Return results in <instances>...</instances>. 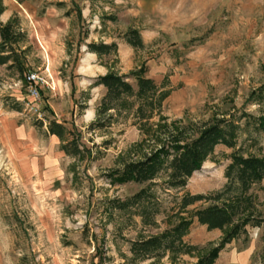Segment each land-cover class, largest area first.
Here are the masks:
<instances>
[{
	"label": "rangeland",
	"instance_id": "1",
	"mask_svg": "<svg viewBox=\"0 0 264 264\" xmlns=\"http://www.w3.org/2000/svg\"><path fill=\"white\" fill-rule=\"evenodd\" d=\"M2 2L0 20H16L15 48L26 69L20 75L8 67L12 60L0 64V264H139L130 242L168 225L177 211L173 197L221 188L235 150L264 157V130L255 127L264 115V95L257 99L264 84V0ZM129 29L139 32L141 47L127 42ZM89 43L115 49L97 54ZM139 69L158 93H167L160 105L139 110L141 102L130 95L129 107L99 118L105 89L94 85L96 77L128 75L136 89L130 74ZM30 72L45 80L37 101L28 94ZM228 114L241 115L235 146L216 145L183 189L156 187L167 210L155 224L143 226L137 215L112 206L144 186L111 182L113 170L159 147L175 126ZM51 119L73 125L81 136L79 155L65 153L61 140L46 132ZM250 193L264 217V180ZM205 204L197 201L180 215L190 217ZM191 219L183 240L193 249L177 257L181 264L195 263L223 237L221 229ZM230 263L264 264V225L248 226L247 238L224 245L214 264Z\"/></svg>",
	"mask_w": 264,
	"mask_h": 264
},
{
	"label": "trees",
	"instance_id": "2",
	"mask_svg": "<svg viewBox=\"0 0 264 264\" xmlns=\"http://www.w3.org/2000/svg\"><path fill=\"white\" fill-rule=\"evenodd\" d=\"M4 10L3 2L0 0V15ZM124 37L134 47L143 45L136 29H129ZM20 38L21 33L14 17L5 22L0 20V64L12 60L8 67L15 65L22 75L26 69L25 62L15 48ZM87 47L97 54L115 49L113 44L106 43H89ZM143 72V69H139L130 74L136 81V89L127 80L128 75L108 72L96 77L94 85H102L105 89L96 109L99 118L111 110L117 112L129 107L125 98L130 95L136 96L141 102L137 107L139 110H142L143 106L148 107L150 113L153 108L160 105L167 93H158V84L152 78L145 77ZM257 93L259 94L257 99H261L264 95V84L258 88ZM45 108L52 113L50 107ZM112 115L111 113L108 116L112 118ZM241 115L211 116L199 123L189 122L175 126L173 132H169V139L159 147L144 155L142 159L127 162L123 167L111 172L110 181L113 183L134 182L144 185L125 199L112 200V206L120 212L137 215L143 226L155 224L156 216L167 210L161 205L162 199L156 187L163 192L183 189L188 178L201 168L216 145L234 147L241 129L239 123ZM92 125L102 126V123ZM72 127L73 125L70 127L66 122L51 119L48 121L46 132L61 140L60 148L65 153L79 155L82 150L81 136ZM255 127L257 130H264V115L256 117ZM230 159L224 171L226 181L221 188L208 194H184L179 198L173 197L177 211L167 217L168 225L157 233L140 236L130 242L129 250L137 263L181 264L177 262V257L182 253H190L193 249V246L183 240L191 225L192 216L208 229L218 228L223 231L220 242L206 254L198 257L193 264H214L219 251L226 243L242 234L247 238L248 226L264 225V217L260 211L254 210L255 201L250 193L255 184L264 180V157L245 156L235 150ZM197 201L206 204L195 209L190 217L180 215L187 206ZM166 256L169 260L161 262Z\"/></svg>",
	"mask_w": 264,
	"mask_h": 264
},
{
	"label": "built area",
	"instance_id": "3",
	"mask_svg": "<svg viewBox=\"0 0 264 264\" xmlns=\"http://www.w3.org/2000/svg\"><path fill=\"white\" fill-rule=\"evenodd\" d=\"M26 81L28 83V94L33 101L39 100V87L40 84L45 83V80L38 73L30 72L26 74ZM31 109L34 108V105H30ZM36 111V109H34Z\"/></svg>",
	"mask_w": 264,
	"mask_h": 264
},
{
	"label": "crops",
	"instance_id": "4",
	"mask_svg": "<svg viewBox=\"0 0 264 264\" xmlns=\"http://www.w3.org/2000/svg\"><path fill=\"white\" fill-rule=\"evenodd\" d=\"M2 16V15H1ZM230 264H232V263H230Z\"/></svg>",
	"mask_w": 264,
	"mask_h": 264
}]
</instances>
